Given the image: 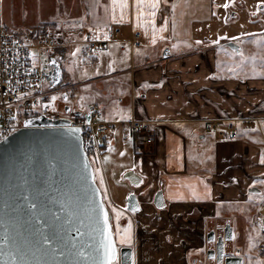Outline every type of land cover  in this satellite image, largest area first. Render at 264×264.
I'll use <instances>...</instances> for the list:
<instances>
[{
    "label": "crops",
    "instance_id": "obj_1",
    "mask_svg": "<svg viewBox=\"0 0 264 264\" xmlns=\"http://www.w3.org/2000/svg\"><path fill=\"white\" fill-rule=\"evenodd\" d=\"M177 1L159 0L153 8L152 0L140 5L127 0L128 6L121 9L112 0H53L51 21L58 43L53 58L62 72L53 92H69V87L74 92L77 85H85L93 95L90 107L74 108L86 116L97 107L103 119L114 123L101 153L114 138L115 123L128 124L134 154L130 168L143 177L134 185L141 207L131 218L122 207L111 211L128 219L124 227H131V243L136 245L134 264L192 263V250L203 244L206 221L235 214L226 208L234 203L245 209L241 203L248 186L264 180V75L219 78L217 40L210 32L194 35L201 19L193 14L186 13L191 20L183 32L184 23L175 18ZM204 20L213 21L210 16ZM135 33L140 37L134 41ZM91 40L105 44L92 52ZM76 44L81 49L73 64L75 76L63 83L70 75V61L64 58L78 50L71 48ZM108 85L114 88V98L99 90ZM136 118L155 125L153 142L143 144L140 152L129 125ZM227 123L234 124L236 137H229ZM202 139L212 151L211 166L205 170L195 167L190 156L201 152ZM96 175L103 190V175ZM222 203L226 207L221 210ZM261 211L264 214V206Z\"/></svg>",
    "mask_w": 264,
    "mask_h": 264
},
{
    "label": "water",
    "instance_id": "obj_2",
    "mask_svg": "<svg viewBox=\"0 0 264 264\" xmlns=\"http://www.w3.org/2000/svg\"><path fill=\"white\" fill-rule=\"evenodd\" d=\"M49 64L57 85L59 62L53 58ZM23 124L0 139V264H103L101 245L109 230L116 263L133 264V247L118 245L112 211L83 146L82 127L46 113L31 115ZM122 177L132 185L143 179L134 168ZM140 207L137 194L130 192L126 208ZM105 211L108 225L101 234ZM241 260L229 256L225 264Z\"/></svg>",
    "mask_w": 264,
    "mask_h": 264
},
{
    "label": "rangeland",
    "instance_id": "obj_3",
    "mask_svg": "<svg viewBox=\"0 0 264 264\" xmlns=\"http://www.w3.org/2000/svg\"><path fill=\"white\" fill-rule=\"evenodd\" d=\"M176 3H178V7L175 13V18H180V21L184 23L182 24L183 32H186V30L189 28V21L191 20V15H186V13L193 14L197 18L201 19L198 24H195L196 31L194 32V35H199L203 32H210V34L213 36L212 39L215 41L218 39L217 35L220 33L225 34V32H227L228 35H231L233 33H255L254 31H259L258 29L261 28L260 26H262L263 23L262 21H260L256 24H250L249 26H247V28H243V30H241L239 24L231 23L227 25L224 20L222 21L220 19H212V22H207L204 20L205 18H209L212 9L214 11V6L213 8L211 7L212 4L217 5L219 10L221 9V6L226 3V0H178ZM1 9L2 15L9 20L10 25L17 29H20L21 31L31 26L39 29L47 27L53 31V21H51V19H53V0H1ZM228 28L229 30H227ZM135 34L138 35V38L140 37V33ZM262 39L263 38L261 35H254L248 38L247 41L251 45V47L248 48L251 50L250 52H248L247 49L245 50L244 47L237 53L228 49V52L230 53L228 56L230 57H226L224 60H222V62L220 60L218 61V65L216 68L217 76L228 77L230 75L236 76L238 74H245V76L248 77L263 76L264 73L262 70L264 65V50H259L261 49L260 45ZM170 42L172 41H169V43ZM75 46L76 50H78L75 52L67 53L64 58V60L70 61V65L67 66V71L70 75L68 78H65L63 80V83H67L68 80H71V78L73 79V77L75 76L73 72L75 69L73 67V64L74 60L79 55V49H81V46L78 44L71 46V48L73 49ZM217 50L218 53L221 51H227L221 45L217 46ZM246 52L248 53L246 54ZM32 54L35 61L41 63L45 70L51 69L52 66L49 64V61L53 59V48L42 49L39 53L35 49H33ZM94 86L98 88L97 82L94 83ZM68 90L69 92L66 90L55 92L52 91L49 94L48 100L45 102V107L47 106V109H45L44 107H38L37 111L41 113H43L42 111H49L51 113L72 115L71 113L76 112V109L74 107L87 108L91 106V104L89 103V99L93 98V95H90L88 93L85 85H77L74 92H72L71 87H69ZM99 90L107 98H114V96H111L114 90L113 87L108 85ZM66 93L70 94L68 95V97H66L67 99L64 97V94ZM66 106L69 107L68 111H65ZM125 109H123L122 111H124ZM117 117L118 119H125L128 117V115H117ZM113 124L111 128L106 132V140L107 136H109L110 130H112L113 128ZM127 125L128 124L123 123L120 120L115 123V129L113 130L115 131L113 132L114 135L110 134V136L113 135L114 138H112V140L109 139L107 147H105V149L102 151L100 157H96V160L93 161V165L95 173H101L105 180V185H103L104 191H102L104 197L105 195H107L108 197V201L106 200V202L110 209L111 207H122L129 213L128 216L129 218H131L132 215H135L136 211H128L126 209V199L128 194L134 191L135 186L132 185L128 179H124L122 177L123 172L133 165L132 163L134 155L133 147L131 144V134L129 132V129L127 128ZM229 125L230 124L227 123L226 127ZM207 135L209 134L207 133ZM196 139L198 142H200V139L197 136ZM202 143L203 144H201V146L199 147L201 149V152H198V150H196V154L195 151L190 154L194 166L199 170H205L206 168L210 167L212 161V151L211 149L207 148L206 140L202 139ZM195 157L199 158L200 163L198 161L194 162ZM253 183L259 184V186L263 187L264 189V180L262 181V179H256L253 180ZM261 201L262 202L260 204H256L253 207L247 206L250 208L248 213L249 215H251L250 218L241 215H238L235 218L237 228L242 231L240 233L241 238H237V240L243 247L245 264H264V215L261 211V208L264 206V195L261 196ZM238 206L239 205L234 203L226 207V204L222 203L221 206H219V209L222 210L226 207L228 210H232L234 213H238ZM256 206H258V209H256ZM114 212L116 213L117 210L114 209ZM120 217L121 216L117 218L115 214L113 216L114 232L119 241L121 236L124 234V231L128 229L127 227H124V222H120ZM255 219L256 223H258L259 230L253 232V234L249 237L244 236V228L248 227V225L251 226ZM132 246L135 247L136 251L135 243H133ZM192 253L193 258L191 259L192 263L190 264H193L194 258L197 257V255L199 256V254H201V249H195V251L192 250ZM196 264H203V261L197 259Z\"/></svg>",
    "mask_w": 264,
    "mask_h": 264
},
{
    "label": "built area",
    "instance_id": "obj_4",
    "mask_svg": "<svg viewBox=\"0 0 264 264\" xmlns=\"http://www.w3.org/2000/svg\"><path fill=\"white\" fill-rule=\"evenodd\" d=\"M137 36L134 35V41ZM90 43L92 52H97L105 40H91ZM57 45L55 33L51 29L31 26L21 31L11 26L2 15L0 0V139L22 127L27 117L41 113L37 111L38 107L47 109L45 102L53 91L52 77L50 70H45L41 63L35 61L32 50L39 53L42 49ZM42 112L54 118L66 117L81 126L83 146L92 163L100 156L107 142L106 132L113 122L103 119L97 107L89 111L88 119L75 112L72 115ZM129 124L136 134L135 149L140 152L143 144L153 142L155 125L147 118L132 119ZM212 127V123L207 124L208 129ZM225 129L230 138L236 137L233 123Z\"/></svg>",
    "mask_w": 264,
    "mask_h": 264
},
{
    "label": "flooded vegetation",
    "instance_id": "obj_5",
    "mask_svg": "<svg viewBox=\"0 0 264 264\" xmlns=\"http://www.w3.org/2000/svg\"><path fill=\"white\" fill-rule=\"evenodd\" d=\"M169 1H171L172 3L175 0ZM226 4L227 7L224 6ZM224 5L221 6V9L218 10V6L212 4L211 7L213 8L214 6V11L212 9L210 17L212 19H220L222 21L224 20L227 25L231 23L239 24L241 30H243V28H247V26H249L250 24H256L260 21H262L263 23L262 26H260L261 28L258 29L259 31H254L255 33L251 34L233 33L231 35H228L227 32H225V34H218L217 46L221 45L227 51H221L218 53L216 47V66L218 65L219 60L222 62V60H224L226 57H230L228 56L230 54L228 52V49L237 53L241 51L244 47L245 50L247 49V51L250 52L251 50L248 48H250L251 45L247 41L249 36L261 35L263 39L261 40V49L259 50H264V0H226V3ZM227 30H229V28ZM248 52H246V54ZM262 71L264 73V65ZM246 194L247 198L245 199L244 203H241L244 204L242 206H245V209L239 208L238 213H235L233 215H219L213 218L210 217L206 221V229L203 232V244L200 248H197L199 250L201 249V254H199V256L197 255V257L194 258V264H196L197 259L202 260L203 264H225V260L229 256H241V263L245 264V255L243 253L244 250L242 245L239 244L237 240V238H241L240 233L242 231L237 228L235 218L238 215L249 216L250 218L251 215L248 214L250 208L247 206H255L256 203L261 200V196L264 195V189L263 187L259 186V184L252 183L248 186ZM243 209L247 212L243 213ZM256 209H258V206H256ZM125 218L126 217H120V222L123 223ZM126 220L128 219L126 218ZM244 229V236L248 237L252 235L253 232L259 230L258 223H256V219L253 221L251 226L248 225V227ZM117 242L119 247L123 245H133L132 243L123 244L118 239ZM133 260L135 261L134 247ZM116 264H119V262Z\"/></svg>",
    "mask_w": 264,
    "mask_h": 264
},
{
    "label": "snow or ice",
    "instance_id": "obj_6",
    "mask_svg": "<svg viewBox=\"0 0 264 264\" xmlns=\"http://www.w3.org/2000/svg\"><path fill=\"white\" fill-rule=\"evenodd\" d=\"M113 4H119V6L121 7V9L126 8L128 6L127 0H112ZM144 3V0H137V5H140ZM159 4V0H152V4L151 6L153 8L158 7ZM225 7H227V4L224 5ZM154 15V13H153ZM161 31H163V29H161ZM107 38V37H105ZM262 163H264V160L261 161ZM122 213L117 211L116 212V216L117 218H119V216ZM108 225V213L105 211L103 213V226L100 227V232L101 234H103L104 232V228L107 227ZM120 242L121 243H131V227L129 226L128 229H126L124 231V234L121 236L120 238ZM102 249H103V255H102V261L103 264H116L118 257H117V251L116 248L114 246L113 240H112V234L111 231L109 230L108 235L106 237V241L102 243L101 245ZM101 249L97 248L96 251L99 252ZM81 255H83V253H81ZM215 259V258H214Z\"/></svg>",
    "mask_w": 264,
    "mask_h": 264
},
{
    "label": "trees",
    "instance_id": "obj_7",
    "mask_svg": "<svg viewBox=\"0 0 264 264\" xmlns=\"http://www.w3.org/2000/svg\"><path fill=\"white\" fill-rule=\"evenodd\" d=\"M262 201L260 200V201H258L256 204H260ZM247 217H249V216H247Z\"/></svg>",
    "mask_w": 264,
    "mask_h": 264
},
{
    "label": "bare ground",
    "instance_id": "obj_8",
    "mask_svg": "<svg viewBox=\"0 0 264 264\" xmlns=\"http://www.w3.org/2000/svg\"><path fill=\"white\" fill-rule=\"evenodd\" d=\"M264 215V214H263Z\"/></svg>",
    "mask_w": 264,
    "mask_h": 264
}]
</instances>
